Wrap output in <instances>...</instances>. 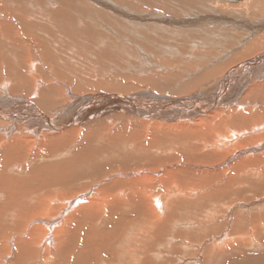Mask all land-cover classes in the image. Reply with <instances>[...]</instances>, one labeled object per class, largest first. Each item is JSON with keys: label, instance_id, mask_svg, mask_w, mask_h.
I'll use <instances>...</instances> for the list:
<instances>
[{"label": "bare ground", "instance_id": "bare-ground-1", "mask_svg": "<svg viewBox=\"0 0 264 264\" xmlns=\"http://www.w3.org/2000/svg\"><path fill=\"white\" fill-rule=\"evenodd\" d=\"M107 1L0 0V264H218L235 255L252 264L237 252L259 242L264 216L205 248L212 217L196 224L181 213L243 194L248 177L264 183V35L252 27H264V0ZM146 21L150 46L135 29ZM186 29L202 38L166 37ZM178 149L183 163L162 165ZM126 151L133 163L118 160ZM229 151L237 159L219 188L185 170L187 159ZM99 175L87 190L75 187Z\"/></svg>", "mask_w": 264, "mask_h": 264}, {"label": "rangeland", "instance_id": "rangeland-1", "mask_svg": "<svg viewBox=\"0 0 264 264\" xmlns=\"http://www.w3.org/2000/svg\"><path fill=\"white\" fill-rule=\"evenodd\" d=\"M129 1V2H128ZM172 3H174V4H178V5H184V4H186L187 2H186V0H170ZM193 1H198V0H191V2H193ZM218 1H220V2H222V3H224L225 1H223V0H218ZM242 1H244V2H242ZM249 1V0H248ZM242 2V3H241ZM79 2L77 1V2H75V3H73L72 2V4H73V7H78V8H81V7H79V5H77ZM244 3H246V1L245 0H238L236 3L234 2V3H229V2H226V4L227 5H241V4H244ZM115 5V4H123V5H133L132 7H135V6H137V7H150V6H156V7H165L166 5V7H168V6H172V4L171 3H168L166 0H143V3H141V4H138V0H109V1H107V5ZM145 4V5H144ZM206 4H210V1H207L206 0ZM194 4H192V6H193ZM257 6V5H256ZM261 6H264V3H262L261 4ZM255 7V6H254ZM83 8V7H82ZM255 10H257V8L255 7L254 8ZM222 12H224L223 10H222ZM94 16L95 17H98L96 14H94ZM90 17H92V15L91 14H89V13H84L83 14V16H82V18L85 20V19H87V18H89L90 19ZM112 24H110L111 26H113L114 27V25H116V26H118L117 28H116V30H118V31H120V32H122V33H126L127 32V29L126 28H123L121 25H119V24H117L114 20H113V17H111L110 18V16L107 18ZM106 22V21H105ZM94 23H99V20L97 19V20H95L94 21ZM107 23V22H106ZM116 23V24H115ZM150 23H147V21L146 22H144V25H140V26H142V27H139V28H135V29H137L139 32H140V38L139 39H142V40H144L145 42H146V44L148 45V46H150L151 45V41L147 38H145V37H143L144 36V32L145 31H147V29L149 28V25ZM252 25V24H251ZM143 26H144V28H143ZM244 25H242L241 26V29H242V27H243ZM255 27L253 30H254V32L256 33V35H254V37L255 38H259V37H261L262 35H264V27H260L259 29L257 28V26H258V22L257 21H255V24H253L252 25V27ZM147 29H146V28ZM220 28H222V26H220ZM245 26L243 27V32L242 33H244V34H247L248 35V30H247V28H245ZM257 28V29H256ZM143 29V30H142ZM263 29V30H262ZM144 31V32H143ZM83 32H84V34L85 33H87V31H84L83 30ZM175 32V31H174ZM185 32H187V34L189 35H186L185 33L183 34V35H181V34H176V33H172V34H174V35H172V34H168V36L166 35V37L167 38H170V39H172V40H174V43L176 44V45H178V44H185V43H187L188 41H190V39H191V37H192V35L193 36H195V38H196V41H198L199 39H201L202 37H200L201 35H199V34H194L193 32H192V34H190V32H189V29H186L185 30ZM121 34V33H120ZM145 35H146V33H145ZM177 35H180V36H177ZM261 35V36H260ZM87 36H89V35H87ZM146 40H145V39ZM183 39V40H182ZM188 39V40H187ZM208 40H209V38H207ZM141 42H143V41H141ZM150 42V43H149ZM172 43V42H171ZM179 49H180V47H179ZM133 51V50H132ZM263 52V51H262ZM262 52H260V53H258V54H261ZM147 53L150 55L151 53H149V51L147 50ZM218 53V52H217ZM205 55H209V53H205ZM170 55L168 54V57H169ZM155 57H157V56H155V55H153L152 56V58L153 59H156L157 60V58H155ZM167 57V59H168V61H170V59L171 60H173V58H171V57H169L168 58ZM164 59V58H163ZM163 59H159L160 61L161 60H163ZM202 59H204V58H202ZM200 59H196L195 61H199ZM243 62H238L236 65H239V64H242ZM236 65H233V66H231V67H236ZM258 71V73L256 72V75L257 74H259L260 73V71H259V69H257ZM235 86V85H234ZM238 87V86H237ZM236 87V88H237ZM235 88V89H236ZM84 141V140H83ZM82 142V141H81ZM86 144L85 145H88L89 143H91L90 142V140L89 139H86L85 141H84ZM115 142V141H114ZM79 148H80V144L78 143V145L74 148L75 150H74V152H76L77 150H79ZM111 147H109L108 149H110ZM178 150H180V152L179 151H175V152H172L171 154H169V156H173V159H175V160H173V161H171V162H169V164H162V165H171V164H173V165H178V164H182L183 162L182 161H179V160H181V157H183L184 155L182 154V152H181V150L182 149H178ZM176 153H177V156H176ZM234 154V156L235 155H237V154H235V152H231V151H229L228 153H225V156L222 154L221 156H220V158H219V156L218 157H216V159H213L212 158V160H209V159H202V160H204V161H202L201 159L199 160V158H197V159H194V160H190V159H187L189 162H188V164H190V166H187L186 168H185V170L186 171H188V173L190 174V173H192V176H195V179L194 180H196L197 178H198V180H199V176H201V175H203V178L205 179V181L206 182H208L209 183V185H210V190L212 189V190H214V189H216V188H219L220 186H222L226 181H228V175L230 174L229 172H231V166H233L232 164H234V163H232L235 159H237V157L235 158V159H232V160H230L231 158H232V156H233V154ZM115 155H112V157L110 156V155H107V154H103V155H101V156H99V157H97L96 158V163H95V165L94 166H99V167H102V166H104L105 165V162L106 163H108L109 164V162L110 161H108V160H115V157H116V152L114 153ZM180 154V155H179ZM232 154V155H231ZM122 155V156H121ZM126 155V156H125ZM129 155H130V152H128V151H126V152H122L121 154H120V158L118 159L119 161H121L122 163H124V162H126V163H128V164H130V163H133V160H129V159H131L130 157H129ZM168 155V154H167ZM181 156V157H180ZM70 157H71V154H69L68 156H66V159H70ZM186 157H188V158H191V156H186ZM224 157V159H222ZM110 158V159H109ZM184 158V157H183ZM108 161V162H107ZM222 161V162H221ZM226 161V162H225ZM229 163H228V162ZM135 163H142V162H140V160H138L137 162L136 161H134ZM210 162V163H209ZM194 163H198V164H194ZM219 163L221 164V166L219 165ZM200 164V165H199ZM208 164V165H207ZM229 164V165H228ZM228 165V166H227ZM164 166V167H165ZM192 166V167H191ZM159 167H160V165L159 166H157V168H158V170H159ZM163 167V166H162ZM189 167V168H188ZM195 167V168H194ZM202 167V168H201ZM206 167V168H205ZM207 168H209V170L207 169ZM219 168V169H218ZM227 169H229V171L227 170ZM107 170V169H106ZM162 170V169H161ZM160 170V171H161ZM195 170V171H194ZM206 170V171H205ZM213 172H212V171ZM222 170V171H221ZM211 171V172H210ZM227 171V172H226ZM207 172V173H206ZM73 173L74 174H79L80 173V170H77V171H73ZM219 173V174H218ZM196 174H197V176H196ZM201 174V175H200ZM228 174V175H227ZM221 175H223V176H221ZM42 176V175H41ZM40 176V177H41ZM191 176V175H190ZM100 177H101V175H99V176H97V177H94V179H89V178H85L84 179V181H82L81 183H79V184H77L75 187H77V186H79L80 184H81V186L79 187L80 188V190H79V192H81V191H85V190H87L86 188H87V186L89 185H93V184H96L99 180H100ZM197 177V178H196ZM248 178H250L249 179V181H253V185H245V184H242V185H240L241 187H239V188H242V190L240 191V193H243V194H240V195H238V196H235V197H233L232 199L231 198H229L228 196H225V195H223V194H218V195H216V196H211L212 198H209V199H202V201H197V203H196V205L195 206H193V207H191L190 208V211H183L182 213H181V216L182 215H184V216H188L189 218L191 217V219H192V221L194 220V221H196V224H197V221H198V219H199V221L198 222H202V220H204V223H206V221H205V219L207 218L206 216H207V214L209 215V217L207 218L208 220L212 217L213 218V215H214V218H213V220L211 221V219L209 220V221H207V227H205V233L204 234H202V235H204V239H203V247H209L210 245H211V242L213 241V239L219 234V233H223V232H225L226 231V229H227V231H229V229H234V230H236L237 232H238V234H242V233H240V230L241 229H239V227H243V228H245V229H247V218L249 219L250 218V215H251V218L252 217H257L258 216V214H259V216L258 217H263L264 216V211H263V208H264V203H262V202H264V199H262V198H264V183L262 184L261 182H259L258 184L256 183V182H254V181H256L257 179H254V178H251V177H248ZM99 179V180H98ZM225 179V180H224ZM253 179V180H252ZM96 181V182H95ZM258 181V180H257ZM93 182H95V183H93ZM154 184H159V183H161V180H160V178L158 179V180H154ZM222 183V184H221ZM87 185V186H86ZM177 185H179V183H177ZM212 185H213V187H212ZM261 185V186H260ZM85 186V187H84ZM256 186V187H255ZM160 187H161V185H160ZM172 187H178V186H172ZM246 187V188H245ZM253 189H252V188ZM260 187V189H258ZM251 189V190H250ZM259 190V191H258ZM256 191V192H255ZM262 200V201H261ZM260 202V203H259ZM199 203H200V206H199ZM213 203H214V205H213ZM250 203V205H248ZM211 204V205H210ZM202 205V206H201ZM220 205H222L221 207H220ZM234 205V206H233ZM241 206V208H240V206ZM248 205V206H247ZM212 206V207H211ZM239 206V207H238ZM254 208H253V207ZM261 206V207H260ZM226 207V208H225ZM250 209H249V208ZM258 207V208H257ZM213 210H212V209ZM234 208H236V209H234ZM260 208H262V209H260ZM256 209H258V210H256ZM200 210V211H199ZM219 210V211H218ZM221 210V211H220ZM235 210V211H234ZM256 210V211H255ZM263 211V213H262V211ZM197 211H199V212H201L200 214H199V212H197ZM217 211V212H216ZM247 211V212H246ZM261 211V212H260ZM186 212V213H185ZM194 212V213H193ZM227 212H229L230 214H231V216H230V214L228 213L227 214ZM251 212H255L254 214L252 213L251 214ZM191 213V214H190ZM185 214H187V215H185ZM189 214V215H188ZM192 214L193 215H196V216H192ZM202 214H203V216H202ZM238 215L237 216V218L236 219H232L233 218V216L234 215ZM233 215V216H232ZM218 216V217H217ZM222 216V217H221ZM187 217V218H188ZM198 219H197V218ZM202 217H203V219H202ZM227 217V218H226ZM257 217V218H258ZM205 218V219H204ZM196 219V220H195ZM217 221H216V220ZM263 219H264V217H263ZM218 220L220 221V222H218ZM227 220V221H226ZM264 221V220H263ZM209 222V223H208ZM233 222V225L231 224ZM220 223V224H219ZM223 223V224H222ZM227 223V224H226ZM196 224L194 225V227H196ZM215 225V226H214ZM198 226H200V225H198ZM210 226V227H209ZM233 226V227H232ZM214 227V228H213ZM222 227V228H221ZM207 228V229H206ZM242 228V229H243ZM192 229H196V228H191L190 230H188L187 232H192L191 234H195L194 233V230H192ZM223 229V230H222ZM258 229H259V233H260V231H261V234H262V236H261V234H259L258 235V241L260 242H258L256 245H250V247L247 249V248H244V249H242L241 251H239V252H237V254L239 253V257L240 258H242V259H245L246 261H249V262H253L252 264H264V228H262V229H260V227H258ZM206 230H208V231H206ZM212 230V231H211ZM217 230V231H216ZM219 230V231H218ZM187 236H189V235H187ZM186 236V237H187ZM194 236V235H193ZM212 236V237H211ZM209 239V240H208ZM206 240H208L209 241V243H208V241H206ZM262 240V241H261ZM206 241V242H205ZM249 244V243H248ZM261 246V247H260ZM260 247V248H259ZM246 250H249V251H246ZM246 252V253H245ZM251 253V254H249L250 255V257H248V254L247 253ZM241 253V254H240ZM245 253V254H244ZM236 254V253H235ZM243 257H242V256ZM256 257V260H259V261H257V262H255V261H253V259H254V257ZM263 256V257H262ZM246 257V258H245ZM261 257V258H260ZM225 258H227V259H225ZM223 260H220L221 262H218V264H239V262H236L237 261V256L235 255V257H233L232 256V258H231V256H226ZM230 261V260H233V261H230V262H226V261ZM225 261V262H224ZM183 264V263H180V262H177V259H175V261H174V263L173 264ZM251 264V263H250Z\"/></svg>", "mask_w": 264, "mask_h": 264}]
</instances>
